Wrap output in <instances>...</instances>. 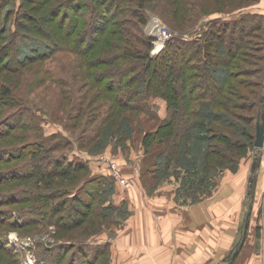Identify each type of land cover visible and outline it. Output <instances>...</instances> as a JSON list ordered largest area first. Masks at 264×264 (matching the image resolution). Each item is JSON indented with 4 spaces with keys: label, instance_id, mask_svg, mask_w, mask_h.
<instances>
[{
    "label": "trees",
    "instance_id": "16d2710c",
    "mask_svg": "<svg viewBox=\"0 0 264 264\" xmlns=\"http://www.w3.org/2000/svg\"><path fill=\"white\" fill-rule=\"evenodd\" d=\"M152 1H156L155 5L158 1L162 2V0H0V73L21 70L62 50H68L76 53L81 59L88 60L84 62V67L90 69L87 70L89 79L87 85L91 84V88L88 87L86 94L91 93L96 86H101L98 94L103 95L105 92L111 95L116 106L115 111L139 110L154 118L156 115L153 114L150 105L142 102V97L148 94L163 98L168 105L167 116L163 119L156 116L159 118L157 121L160 128L146 136L144 134L143 137L145 169L157 177L162 170H173L174 173L171 175L180 179L181 189L192 190L189 195H183L187 198L193 195L197 203L216 186L214 182L221 173L227 169L236 171L242 158L252 150H258L255 148V140L257 123L263 111L264 84L247 79L256 71L247 68L249 55L246 51L251 36L258 30H264V15L238 8L229 16L218 15L209 23L201 25L204 27V34L200 41L174 37L166 43L161 52L153 54L157 38L139 37V43L145 44V50H134V47L130 49L133 46L132 40L129 39L130 25L134 30L141 31L140 27L147 24L149 9L158 6H154ZM163 1L177 10L184 0ZM211 1L207 0L208 3ZM201 3L207 9L209 4L206 0L200 1ZM186 4L187 0L184 7ZM200 4L196 6L202 7ZM6 6L13 7L6 11ZM35 6L39 10L48 11L37 17L41 20L39 23L31 24L32 22L28 20L31 19L29 14ZM65 8L69 11L75 10V14L64 15ZM206 13L208 12H203ZM179 14L181 17H187L185 10ZM125 15H131L136 20L119 21L122 26L120 23L114 24L115 32L111 34L108 31L111 22ZM49 22L58 30H44L43 25L46 23L48 25ZM26 24L32 25L34 30H24ZM98 29L100 33L96 36L95 31ZM62 35L73 38L67 42L66 47H63L57 38ZM108 35H113L115 39H106ZM20 37H27L28 41L35 43L37 49L21 48ZM91 38L93 40L90 42ZM260 38L259 41L264 40V37ZM174 60L179 64L177 68L170 63ZM104 66H113L115 69L101 71ZM159 73L162 75L160 80L164 92L154 90ZM172 73L177 75L178 80L168 84L167 79ZM110 76L112 78L117 76L120 81L117 87H113L111 81L107 80ZM3 90L0 107L12 105L11 102L4 101L11 92L6 88ZM110 105L112 107L113 104ZM24 113L25 109L20 108L6 115L7 119L0 124L5 128L0 137L6 139L16 130L24 128L25 123L22 122ZM111 114L113 115L112 112ZM124 119L125 115H122L121 121ZM132 122L136 123L137 120L128 121L130 125ZM192 140L200 143L202 149L199 154L192 152L187 154L192 162L187 164V161L179 160L178 154L185 150V144L193 143ZM48 146L44 143H31L24 150L19 149L14 153L0 150V165L3 162L5 165L6 162L13 163L15 159H22L25 155L30 156L32 160L13 168L11 171L13 176L8 177L9 181L37 179L35 182L37 190L30 193L18 191L2 202L3 205L20 202L30 205L22 211L23 218H26L23 219V223L13 220L11 228L18 230L29 225L54 224L57 228L69 230L71 226L82 224V221H79L88 215L79 209L78 202L89 207L91 212L95 206H100L103 214L112 215V212H122L126 209L123 204L117 205L113 202L115 185L118 182L113 178L109 168L103 167L109 173L93 175L89 160L74 158L71 161L66 156L64 158V155L57 159V155L51 154L57 144L52 145L51 149ZM153 146L162 149H151ZM151 151L155 155L152 156ZM256 159L259 163L260 158ZM27 168L32 169L30 173L27 172ZM81 172L90 176L76 187L69 188L72 181L80 178ZM175 172L182 175L177 176ZM8 173L9 171L5 174ZM168 175L167 177H171L169 173ZM165 176L163 172L161 177ZM5 177L3 174L2 178ZM87 194L90 195L89 201L83 197ZM54 197L57 199L51 201ZM66 205L68 207L71 205V210L66 211L67 213L64 211ZM261 230L262 228L258 226V231ZM99 238L69 241L67 245L56 246L55 249L41 248L37 253V264H92L99 257H105L110 246L108 241L101 242ZM69 249L74 253L66 261L64 256ZM0 250L7 253L10 264H19L20 253L9 247L3 236L0 237ZM110 259L111 257L108 264L111 263Z\"/></svg>",
    "mask_w": 264,
    "mask_h": 264
},
{
    "label": "rangeland",
    "instance_id": "374dc122",
    "mask_svg": "<svg viewBox=\"0 0 264 264\" xmlns=\"http://www.w3.org/2000/svg\"><path fill=\"white\" fill-rule=\"evenodd\" d=\"M190 1L191 0H187L186 7H184L185 0L182 1V6H179L177 10H175V8L173 9L171 4L168 5L163 0L162 2L158 1L156 5V1H152L154 6H158L155 9H149L147 12V24L140 27L141 31L134 30V27L130 25L129 29H131V33H129V39L132 40L133 44L130 49L134 47V50H145V44L142 45L139 43V37L157 38L154 42L153 54L161 52L166 47V43L174 37L200 41L204 34V27L201 25L209 23L212 18L218 15L229 16L234 13L232 11L238 8L247 11L256 7L261 2V0H258L259 2L251 0H212L208 3L206 0V3L209 4L206 9V6L204 7L202 3L200 4V1L202 2L205 0H192L191 3ZM224 2H226V5L223 6ZM198 3L202 7L196 6ZM233 5L235 6L232 7ZM12 7L6 6L5 9L8 11ZM202 9H204V11H202ZM66 10L65 8L64 15L72 16L75 14V10ZM184 10L187 17H181L179 14L180 11L182 12ZM47 11L48 10L45 9L39 10L38 7L35 6L30 10L29 15L31 19L28 20L32 22L31 24H36V22L39 23L41 20H38V18L44 15L43 12L46 14ZM203 12L208 13L203 14ZM106 13L107 12H105V14ZM64 15L62 18L65 17ZM84 20L86 21V15ZM132 20H136V18H133L131 15H125L120 19L113 20L109 25L108 31L113 34L115 28L114 24H121L119 21L130 22ZM125 22L123 23L125 24ZM52 25L54 24L51 22H49L48 25L47 23L44 24V30L57 31L58 28ZM23 29L27 31L34 30L32 25L27 24L26 28ZM163 30H167L171 36L167 39L162 38L160 34ZM95 32L96 36L100 33L99 29ZM251 37V42H249V47L246 51L249 55V57H247L249 62L247 68H252L256 73H253V75L249 76L247 79L252 81L256 80L264 84V40L259 41L261 39L260 37H264V30H258ZM20 38L22 44L20 46L21 48H36L35 43L28 41L27 37ZM57 38L63 47H66L67 42L73 39L71 37H65L64 35ZM106 39L111 40L115 39V37L113 35H108ZM92 40L93 38L89 41L91 42ZM105 44L107 45V42ZM28 49L25 50L27 53ZM85 61L88 60L81 59V57L73 51L62 50L50 58L39 63L28 65L21 70L0 73V98L2 97V92H4L3 89L6 88L11 92V95L8 98L6 97L4 101H6V103L7 101L8 103H12L10 106L1 105L0 124L7 119L5 116L9 113H14L20 110V108L25 109L23 116L24 120L22 119V122L25 123L24 128L16 130L15 133L11 134L6 139L0 137V150H8L14 153L19 149L24 150L26 146L31 143H44L49 145L48 148L50 149L52 145L57 144L55 151L51 152L52 155H57V159H60L61 155H64V158L67 157L71 161L74 160V158L83 161L87 159L90 161L91 174L94 172L109 173L108 170L99 168L100 164L98 159L104 156L112 160L113 163L117 165L120 172H122V163L127 170L132 172L131 177L124 176L122 173L131 183L129 187L123 188L126 191H131L132 189V191L137 192V195L145 193L153 197L157 195L165 197L175 195L174 201L177 205L182 207L195 204V197H192L193 195L189 196V198L184 196L185 194L189 195L192 190L181 189L180 179L172 176L174 173L173 170L170 171L168 169L167 171H163L161 169L162 172L159 177H157V175L153 176L147 168L145 169L146 158L144 159L143 157V137L144 134L146 136L160 128V123H158L157 120L167 116V102L163 98L148 96V94L142 97V102H146L150 105L151 110L154 112L153 114L159 118L156 116L151 118L148 113L139 110L133 111L130 109L131 111H127L119 109L115 111L116 106L112 101L111 95H107L105 92L103 95L98 94L102 89L101 86H96L91 90V93L86 94L88 87L91 88V84L87 85L89 81L87 78V70L90 69L84 67ZM170 63L172 66H176V68L179 65L176 60ZM106 69L115 68L113 66H104L100 70L103 71ZM149 71L151 70L149 69ZM157 76L159 80L157 84H154V90H158L157 92H164V87L161 85L160 80L162 76L161 73ZM107 80L109 82L111 81L113 87H117L120 84L117 76L113 78L110 76ZM174 80H178V77L172 73L171 77L167 79L168 84H171ZM163 83L165 84L166 82ZM96 95L100 96V98ZM2 103L3 101H1V104ZM110 104H113L112 107ZM122 115H125L123 121H121ZM130 119H135L137 122H132V125H130L128 123ZM4 130L5 128L1 127L0 133L4 132ZM192 141L193 143L189 142L185 144L186 153L185 150H181L178 154L179 160L187 161V164H192L187 154L190 152L199 154L202 149L200 143H196L195 140ZM151 149L161 150L162 148L153 146ZM151 153L152 156L155 155L153 151H151ZM256 158H260V166L262 161H264L262 150L254 149L249 152L248 155L242 158L240 166L238 167L239 169L236 171H234V169H227L221 173L214 182L216 186L210 189L207 194L203 195V199L201 200L211 199L214 196L213 194L218 191L219 183L222 179H227L230 180L231 183H234L233 188L235 189L236 186L239 188L241 184H243L241 188L246 185L247 189L245 188L241 193L246 192V190L247 192L251 190L253 194L251 210H254L255 216L260 210V217L257 220V225L261 227L262 230L261 232L257 231V236L259 238L258 241L264 244V180L262 183L261 179H259L262 173H260V171L255 172L257 178L254 188H250L251 183L249 181V177L252 174L250 171L251 165ZM30 162H32L31 157L25 155L22 159H15L13 163L6 162L7 164L5 165L3 162V164L0 165V237H5L7 245L20 253L21 260L19 264H37V253L41 248L55 249L56 246L67 245L69 241H87L96 237L109 240L110 246L108 247L107 255L105 254L106 256H102L101 258L99 257L92 264H108L109 257H111L110 264H112L113 250L115 247H118L117 245H113L112 242L117 235H119V230H126L129 225V220H131V217L134 215V211L131 210L127 202L123 204L126 209H123L122 212H112V215L111 213L103 214L100 206H95L94 210L91 212L89 207L78 202L77 205H79V209H82V211L88 213V215L79 221H82V224L71 226L69 230L57 228L54 224H35L18 228V230L11 228L13 220L23 223L25 217L23 218L22 211L27 209L30 205L29 203L21 202L14 205H3L2 202L18 191L23 190L25 193H30L33 190H37L35 186L37 179L30 178L26 180H17L15 182L9 181L8 177L11 178L13 176L11 173L13 168L21 163L26 164ZM92 162H94V164H91ZM26 170L30 173L32 169L27 168ZM8 171L9 173L5 174ZM163 172L164 175H166L165 177H161ZM168 173L170 175L172 174L171 177H167ZM175 173L177 176L182 175L179 172ZM193 173L196 174V172ZM243 173L247 174L246 178H242L241 174ZM3 174L6 175L5 178H2ZM79 175L80 178L72 181L69 188L76 187L81 181L86 179V177L88 178L90 176L89 174L87 176L85 172H81ZM138 185L139 187H136ZM57 197H54L51 201L57 199ZM83 197L85 200L89 201L90 195H83ZM255 198L261 201H256ZM234 199L235 201L237 200L236 197ZM249 200L250 198L246 197L244 202L245 206L240 213L238 220L241 224H244L246 213L249 209ZM210 207L221 211V207L217 206L215 203L211 202ZM229 209L228 206L224 207L225 211ZM70 210L71 205L69 207L66 205L64 208L65 213ZM78 220L79 219H77V222ZM74 222L76 223V219ZM132 244L133 243H131V245ZM114 252H116V250ZM73 253L74 252L69 249L64 256V260L67 261ZM0 264H10L7 253L3 250H0Z\"/></svg>",
    "mask_w": 264,
    "mask_h": 264
},
{
    "label": "crops",
    "instance_id": "0c3cea01",
    "mask_svg": "<svg viewBox=\"0 0 264 264\" xmlns=\"http://www.w3.org/2000/svg\"><path fill=\"white\" fill-rule=\"evenodd\" d=\"M247 11L264 15V0ZM254 163L255 160L251 165L250 183L253 176L255 182L257 178L253 172ZM256 171L262 173L259 176L262 182L264 161ZM122 173L127 177L132 176L123 163ZM241 176L246 178L247 174ZM233 184L230 180L222 179L218 191L213 194L215 197L182 207L174 201L175 195H137V192L132 189L126 191L117 183L113 202L117 205L127 202L134 215L126 230H119V235L112 242L120 247L113 250L112 264H264V244L258 241L257 236L260 210L255 216L254 210H251L253 194L247 190L241 193L247 189L246 185L241 188V184L235 189ZM250 188H254V185L251 184ZM246 197L250 198L249 209L244 224H241L238 219ZM211 202L221 207V211L212 209ZM225 206L230 209L225 211ZM247 218L250 222L244 239ZM100 241L110 242L105 239Z\"/></svg>",
    "mask_w": 264,
    "mask_h": 264
},
{
    "label": "water",
    "instance_id": "95a60500",
    "mask_svg": "<svg viewBox=\"0 0 264 264\" xmlns=\"http://www.w3.org/2000/svg\"><path fill=\"white\" fill-rule=\"evenodd\" d=\"M262 104H263V111L261 114V119L258 121L257 123V136H256V140H255V148L258 150H262V157L264 159V97L262 99ZM259 167V163L258 160H255V163L253 165V172H256V170ZM255 182V178L251 179V183ZM248 216H251V212H249ZM249 218H247V222H246V226L244 229V239L247 236V230L249 228ZM244 239L241 241L243 243Z\"/></svg>",
    "mask_w": 264,
    "mask_h": 264
},
{
    "label": "built area",
    "instance_id": "2783aa9c",
    "mask_svg": "<svg viewBox=\"0 0 264 264\" xmlns=\"http://www.w3.org/2000/svg\"><path fill=\"white\" fill-rule=\"evenodd\" d=\"M160 36L164 39H167L171 36V34L167 30H163ZM98 162L102 167H107L109 168L113 178L123 187H129L130 186V181L126 179L122 172L119 171L117 165L113 163L112 160L108 159L107 157L102 156L101 158L98 159Z\"/></svg>",
    "mask_w": 264,
    "mask_h": 264
}]
</instances>
